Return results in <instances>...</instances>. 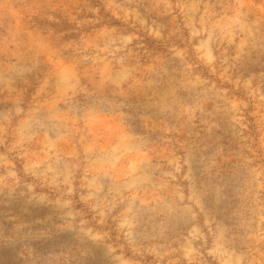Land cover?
Returning <instances> with one entry per match:
<instances>
[{
	"label": "rangeland",
	"instance_id": "rangeland-1",
	"mask_svg": "<svg viewBox=\"0 0 264 264\" xmlns=\"http://www.w3.org/2000/svg\"><path fill=\"white\" fill-rule=\"evenodd\" d=\"M0 264H264V0H0Z\"/></svg>",
	"mask_w": 264,
	"mask_h": 264
},
{
	"label": "trees",
	"instance_id": "trees-1",
	"mask_svg": "<svg viewBox=\"0 0 264 264\" xmlns=\"http://www.w3.org/2000/svg\"><path fill=\"white\" fill-rule=\"evenodd\" d=\"M51 26H52V25H51ZM53 26H55V27H53V28H56V29H57V28L59 27V24H55V25H53ZM144 46H145V44H144ZM146 46H147V48H149V45L146 44Z\"/></svg>",
	"mask_w": 264,
	"mask_h": 264
}]
</instances>
